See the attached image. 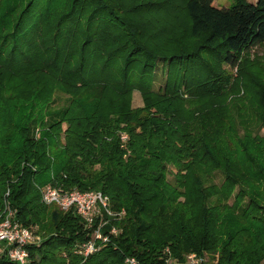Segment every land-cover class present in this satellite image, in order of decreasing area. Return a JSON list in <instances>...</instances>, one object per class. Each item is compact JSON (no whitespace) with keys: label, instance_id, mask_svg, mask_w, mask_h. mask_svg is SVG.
<instances>
[{"label":"trees","instance_id":"trees-1","mask_svg":"<svg viewBox=\"0 0 264 264\" xmlns=\"http://www.w3.org/2000/svg\"><path fill=\"white\" fill-rule=\"evenodd\" d=\"M213 1L0 0V207L41 236L27 264H165L166 250L264 264V135L240 136L227 111L264 127V65L248 55L264 44V0ZM48 184L125 211L98 251L76 252L98 220L45 204Z\"/></svg>","mask_w":264,"mask_h":264},{"label":"built area","instance_id":"built-area-1","mask_svg":"<svg viewBox=\"0 0 264 264\" xmlns=\"http://www.w3.org/2000/svg\"><path fill=\"white\" fill-rule=\"evenodd\" d=\"M126 136L122 135V139ZM42 201L54 205L62 211L72 210L83 218L88 227H92L98 220L97 226L92 230L88 241L80 243L76 252L87 257L98 251L102 244L109 240V235L102 232V227L108 223L106 218L122 217L125 211H115L110 207L109 197L101 191L78 189H63L51 184L41 188ZM110 234L116 235L119 230L111 227ZM40 237L34 228L23 225L16 218V211L5 201L0 207V254H5L10 260L19 264H27L29 260L28 245L39 244ZM165 264H216L205 254H188L182 261L171 257L166 250ZM123 264H140L134 257H127Z\"/></svg>","mask_w":264,"mask_h":264},{"label":"rangeland","instance_id":"rangeland-1","mask_svg":"<svg viewBox=\"0 0 264 264\" xmlns=\"http://www.w3.org/2000/svg\"><path fill=\"white\" fill-rule=\"evenodd\" d=\"M247 1L248 2H255L256 0H247ZM231 2H232V0H214L213 1V5H215L216 7H220V8L221 7H228L231 4ZM248 55H250V57L252 59L257 58V60L260 62V64L264 65V44L261 45V46H257L255 48L251 49V51L249 52ZM162 67H163V64H162V62H160L158 64V67L156 69V72H155V75H154V78H153L152 88L155 91L163 89V87L165 85L166 72H165V69H163ZM235 72H236V69L233 70L234 74H235ZM242 94H243V92L241 91L238 94V96H242ZM68 100H69V97L67 95H65L64 93L58 92L56 94V96H55L54 101L51 104L52 105V109L58 110V109H60V108H62L64 106H66V104L68 103ZM131 100H132L131 104H132L133 108H140V107H143V105H144L143 98H142L140 92L137 91V90H135L133 92ZM235 104H236V102H232L231 101L230 109H232V112H230L229 110H227V111H228L230 117L232 118V120H233V116H234L235 122H236V127L238 129L239 135L242 136L244 134L246 128L251 130L253 132V134L259 133L260 135H264V127H263V125H261V123H257L254 119H251L250 121H248L247 125L245 124V122L242 123V119L238 115V112L236 111V108L233 107ZM246 111H247V113L250 116L255 117L253 115V113L249 109H247ZM63 128L64 129L66 128V124H63ZM35 135L38 136L37 132H36ZM170 171L173 172L174 169L172 167H170ZM212 179H213L214 183L221 184L222 181H223V175L220 172H216ZM168 180L171 183H173V175H172V173H170L168 175ZM233 200H234V196H232V198H231V200H229V202L232 203ZM35 231H36V228H35ZM36 234L41 239V236L38 233H36ZM204 254L207 257H209V259L211 261H212V259H214L216 261V264L219 263V260H220L219 252H204ZM261 264H263V262Z\"/></svg>","mask_w":264,"mask_h":264}]
</instances>
